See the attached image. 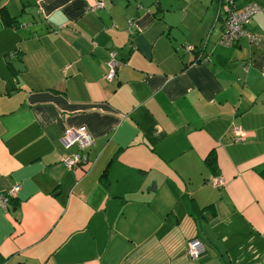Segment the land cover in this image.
I'll list each match as a JSON object with an SVG mask.
<instances>
[{
	"label": "crops",
	"instance_id": "1",
	"mask_svg": "<svg viewBox=\"0 0 264 264\" xmlns=\"http://www.w3.org/2000/svg\"><path fill=\"white\" fill-rule=\"evenodd\" d=\"M1 7L0 194L20 189L0 264H264V12L256 41L225 46L219 0ZM80 125L94 144L68 168L60 139Z\"/></svg>",
	"mask_w": 264,
	"mask_h": 264
},
{
	"label": "built area",
	"instance_id": "2",
	"mask_svg": "<svg viewBox=\"0 0 264 264\" xmlns=\"http://www.w3.org/2000/svg\"><path fill=\"white\" fill-rule=\"evenodd\" d=\"M220 10L223 14V32L219 39V43L225 46L233 45L241 36H248L251 41H256L258 37L247 29L246 25L258 13L264 12V6L258 2L250 1L241 8L236 6V0H219ZM104 2L99 1L91 10L103 7ZM192 47H186V50H192ZM123 64L117 57L115 51H110L107 60L108 72L107 79H113L120 66ZM235 141H243L246 138V131L240 126H234L232 129ZM61 144L65 149L76 147L77 150L71 154L64 155L63 162L68 168L76 167L86 161L87 149L94 144V137L85 125L69 127L65 129L61 137ZM212 185L222 187L224 180L221 177H214ZM20 189V185H16L8 191L0 194V206L7 209L9 203ZM206 252V246L199 238H192L188 241L187 255L190 259L196 260Z\"/></svg>",
	"mask_w": 264,
	"mask_h": 264
},
{
	"label": "trees",
	"instance_id": "3",
	"mask_svg": "<svg viewBox=\"0 0 264 264\" xmlns=\"http://www.w3.org/2000/svg\"><path fill=\"white\" fill-rule=\"evenodd\" d=\"M0 13H1V15H2L4 18L9 17V16H8V12L6 11L5 7H1V9H0ZM211 163H212V162H211Z\"/></svg>",
	"mask_w": 264,
	"mask_h": 264
},
{
	"label": "rangeland",
	"instance_id": "4",
	"mask_svg": "<svg viewBox=\"0 0 264 264\" xmlns=\"http://www.w3.org/2000/svg\"><path fill=\"white\" fill-rule=\"evenodd\" d=\"M24 1H26V0H24ZM219 3H220V1H219ZM22 5V4H21ZM21 8V7H20ZM27 18V17H26Z\"/></svg>",
	"mask_w": 264,
	"mask_h": 264
},
{
	"label": "bare ground",
	"instance_id": "5",
	"mask_svg": "<svg viewBox=\"0 0 264 264\" xmlns=\"http://www.w3.org/2000/svg\"><path fill=\"white\" fill-rule=\"evenodd\" d=\"M224 184H225V182H224ZM224 184H223V185H224ZM223 185H222V186H223Z\"/></svg>",
	"mask_w": 264,
	"mask_h": 264
}]
</instances>
